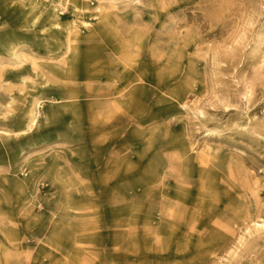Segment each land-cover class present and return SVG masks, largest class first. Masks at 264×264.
I'll use <instances>...</instances> for the list:
<instances>
[{"label":"rangeland","instance_id":"rangeland-1","mask_svg":"<svg viewBox=\"0 0 264 264\" xmlns=\"http://www.w3.org/2000/svg\"><path fill=\"white\" fill-rule=\"evenodd\" d=\"M0 264H264V0H0Z\"/></svg>","mask_w":264,"mask_h":264}]
</instances>
